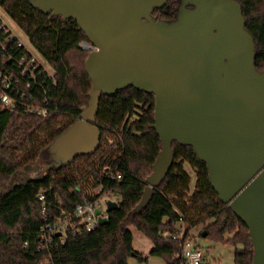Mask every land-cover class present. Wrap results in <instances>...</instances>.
Listing matches in <instances>:
<instances>
[{"label": "trees", "instance_id": "trees-1", "mask_svg": "<svg viewBox=\"0 0 264 264\" xmlns=\"http://www.w3.org/2000/svg\"><path fill=\"white\" fill-rule=\"evenodd\" d=\"M239 1L256 43L255 64L262 70L264 0ZM181 2L168 0L153 15L171 21ZM0 5L47 59L56 80L47 92L55 108L50 115L39 116L25 107L6 109L0 102V264H129L130 257L148 261L151 255L167 264H182L186 240L201 246L191 235L197 226L203 228L200 235L235 247L234 264H253L254 245L247 224L221 201L207 163L192 146L173 143L174 162L167 176L149 204L133 214L162 149L153 127V94L130 86L102 95L96 117L102 130L100 147L70 165L40 172L49 163L48 144L89 106L92 80L86 59L90 51L80 45L89 39L74 17L46 14L29 0H0ZM32 163H37L38 174L15 183L16 175ZM187 164L196 175L194 189ZM103 194L116 196L118 203L111 211L106 207L105 224L91 231L69 230L65 239L55 234L54 245L44 246L41 229L47 220ZM131 226L154 243L149 254L134 248Z\"/></svg>", "mask_w": 264, "mask_h": 264}, {"label": "water", "instance_id": "water-1", "mask_svg": "<svg viewBox=\"0 0 264 264\" xmlns=\"http://www.w3.org/2000/svg\"><path fill=\"white\" fill-rule=\"evenodd\" d=\"M29 1L46 14L74 17L97 47L86 59L89 106L48 144L49 163L40 172L94 153L102 139L96 124L102 95L134 86L155 96L153 127L162 149L133 214L167 176L173 143L192 146L221 201L247 224L253 264H264V68L255 64L240 1L182 0L171 21L153 15L168 0ZM117 206L107 201L109 211ZM107 221L99 217L100 225Z\"/></svg>", "mask_w": 264, "mask_h": 264}, {"label": "built area", "instance_id": "built-area-1", "mask_svg": "<svg viewBox=\"0 0 264 264\" xmlns=\"http://www.w3.org/2000/svg\"><path fill=\"white\" fill-rule=\"evenodd\" d=\"M83 49L92 51L97 47L89 40L80 43ZM41 55V54H40ZM28 47L2 20L0 24V102L6 109L25 107L30 113L46 116L55 111L47 92L56 83L53 69L46 58ZM49 82H51L49 84ZM40 92V98L37 93ZM118 177H121L118 174ZM99 191V189H98ZM103 194L94 202L79 204L73 211H64L61 217L47 220L41 229L45 247L54 245L55 234L66 238L67 232L91 231L99 224V217L109 218L107 209L101 207ZM44 199V196H40ZM62 204L61 200H58ZM100 210V214L96 211ZM184 234V231H182ZM181 234V235H182ZM26 244V243H25ZM182 264H203L205 252L193 239L186 240L181 253Z\"/></svg>", "mask_w": 264, "mask_h": 264}, {"label": "rangeland", "instance_id": "rangeland-1", "mask_svg": "<svg viewBox=\"0 0 264 264\" xmlns=\"http://www.w3.org/2000/svg\"><path fill=\"white\" fill-rule=\"evenodd\" d=\"M0 18L3 22L13 30V33L16 34L24 43L28 45L33 51L40 55L39 51L33 46L30 42L29 38L23 32V30L18 26V24L10 17V15L5 11V9L0 5ZM41 56V55H40ZM48 68L50 71L52 70L49 65ZM37 163H32L27 167H23L21 172L16 175L15 183L26 179L27 177L36 176ZM186 167L189 169L192 175V183H195L196 175L192 167L187 164ZM116 196L114 195H104L101 200V207L105 209L107 207L108 200H115ZM200 228H193L191 230L192 237L201 245L203 251L205 252V259L203 264H234V256H235V247L231 244H226L222 242H216L211 239H208L202 235L200 232L202 231V226ZM131 230L134 232V247L137 250L149 251L151 247V240L145 236V234L140 231L137 227L131 226ZM152 246V245H151ZM129 264H167L165 259L160 256H149L148 261H141L135 257L129 258Z\"/></svg>", "mask_w": 264, "mask_h": 264}, {"label": "crops", "instance_id": "crops-1", "mask_svg": "<svg viewBox=\"0 0 264 264\" xmlns=\"http://www.w3.org/2000/svg\"><path fill=\"white\" fill-rule=\"evenodd\" d=\"M195 183H196V180H195ZM195 183H191V186H192V189H194V187H195ZM196 228H200V227H196ZM133 232V234H134V232L135 231H132ZM135 235V234H134ZM146 236V235H145ZM152 242V241H151ZM134 243V242H133ZM197 244H199L198 242H197ZM134 245V244H133ZM152 245V246H151ZM151 245H149V247H151L150 248V250L149 251H143V250H138V251H140V252H143V253H145L146 255L147 254H149L150 253V251L153 249V247H154V243L152 242L151 243ZM200 245V244H199ZM201 247V246H200ZM135 248V247H134ZM202 248V247H201ZM136 249V248H135ZM137 250V249H136Z\"/></svg>", "mask_w": 264, "mask_h": 264}]
</instances>
